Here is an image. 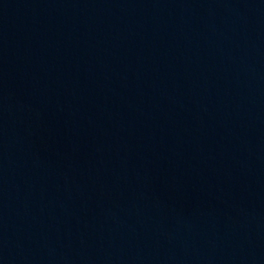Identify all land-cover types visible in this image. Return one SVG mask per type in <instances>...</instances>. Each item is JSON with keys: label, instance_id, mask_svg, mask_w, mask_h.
Listing matches in <instances>:
<instances>
[{"label": "water", "instance_id": "water-1", "mask_svg": "<svg viewBox=\"0 0 264 264\" xmlns=\"http://www.w3.org/2000/svg\"><path fill=\"white\" fill-rule=\"evenodd\" d=\"M117 264H264V0H109Z\"/></svg>", "mask_w": 264, "mask_h": 264}]
</instances>
